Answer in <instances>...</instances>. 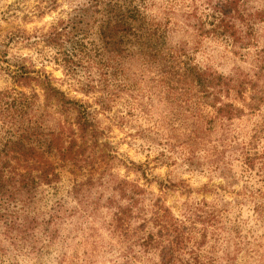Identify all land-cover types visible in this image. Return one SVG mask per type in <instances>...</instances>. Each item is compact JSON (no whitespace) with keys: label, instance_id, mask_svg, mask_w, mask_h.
I'll return each instance as SVG.
<instances>
[{"label":"clouds","instance_id":"obj_1","mask_svg":"<svg viewBox=\"0 0 264 264\" xmlns=\"http://www.w3.org/2000/svg\"><path fill=\"white\" fill-rule=\"evenodd\" d=\"M0 264H264V0H0Z\"/></svg>","mask_w":264,"mask_h":264}]
</instances>
